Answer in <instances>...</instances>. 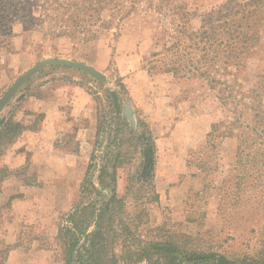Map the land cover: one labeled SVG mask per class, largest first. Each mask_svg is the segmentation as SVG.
<instances>
[{
	"label": "rangeland",
	"instance_id": "obj_1",
	"mask_svg": "<svg viewBox=\"0 0 264 264\" xmlns=\"http://www.w3.org/2000/svg\"><path fill=\"white\" fill-rule=\"evenodd\" d=\"M229 1L134 0V7L129 13L105 10L102 22L97 27V37L88 42L72 40L68 36L58 37L51 19L42 24L30 20L33 26H28L29 29L23 32L25 53L20 59L12 55L17 51L13 40L10 46L0 48L4 52L0 56V97L18 77L45 58L79 61L107 76L105 85L82 70L47 65L17 94L19 99L24 97L25 88L37 79H74L95 96L103 124L100 136L95 137L87 152L88 182L86 175L81 182L59 180L69 190V196L62 198L68 202L64 211L52 214L48 223L25 225L19 229L20 237L25 242H22L23 245L38 239L39 249L48 251L47 264H68L63 244L65 239L63 235H57L59 228L66 224V215L77 204L101 208L111 203V189H103L99 184L103 166H107L111 174L115 172V198L121 199L116 204L122 205L120 216L131 223L130 238L137 243L151 240L180 243L183 251L181 257L184 259L181 263L193 262L191 259H194L197 261L193 262L195 264H225L219 260V254L232 260L264 250V219L259 216L252 222L239 220L232 210L230 197L225 211H219L223 192L233 185L231 170L236 163L238 141L233 137H224V133L220 136L214 132L213 138L209 136L215 123L224 122L218 129L220 132L230 130L231 126L238 134L241 123H237L236 127H232L231 123L239 118L244 123L253 120L248 108H242L241 117L234 112V108L240 102L236 91L256 87L264 75V1L256 15L260 31L256 55L246 59L237 70L231 67V73L222 69L224 58L219 57L217 68L222 73L218 75L219 81L215 87L199 76L181 77L172 72L149 69L154 52H164L163 58L166 60L170 57L165 51L166 47L181 41L187 46L193 45L195 39L190 37L202 30L203 18ZM245 1L249 0H233ZM41 5V0L35 1L33 11L36 16L41 14ZM22 26L24 28L22 22L14 25L15 35L16 30L19 36ZM59 38L66 41H58ZM186 49L192 58H200L194 47ZM108 88L118 93V111ZM227 98L229 102H225ZM19 99H13L0 118L14 114L19 119L22 116ZM126 104L133 111L134 121L125 115ZM34 118L29 115L31 122L28 124ZM147 136H151L155 144L150 167L143 152ZM211 138H215L214 148L210 145ZM93 153L94 160L90 167ZM117 155L122 158V163H118L116 171H113L111 165ZM240 167L243 168V165ZM20 171H11V174L19 177ZM5 179L0 181L1 192L4 187L19 196L16 193L17 181L8 180L5 183ZM1 192L0 250L4 249L1 241L4 240L5 229L2 226L13 217L11 200L8 194L2 196ZM115 225L120 233V224L116 222ZM110 239L119 250L124 236ZM193 250H208L218 255L213 261L203 263L192 255ZM53 254L58 260H54Z\"/></svg>",
	"mask_w": 264,
	"mask_h": 264
},
{
	"label": "trees",
	"instance_id": "obj_2",
	"mask_svg": "<svg viewBox=\"0 0 264 264\" xmlns=\"http://www.w3.org/2000/svg\"><path fill=\"white\" fill-rule=\"evenodd\" d=\"M36 0H0V48L10 46L15 36L13 27L22 22L24 30L29 29L30 20L45 23L48 19L53 20L57 28V36H68L72 40L88 42L97 37L98 26L102 22V13L107 9L117 12H131L134 0H41L42 11L36 16L33 11ZM264 0H249L245 2H233L230 0L218 10L208 13L203 18L202 30L191 36L195 39L193 45H185L183 41L176 42L165 48L169 54L166 60L164 52H154L150 60V70L172 72L176 76L191 77L199 76L207 79L212 87L218 84L220 75L217 59L223 57V70L231 73L230 68L236 70L241 63L256 55L259 43V23L256 15L262 9ZM30 27V28H31ZM194 47L199 52L200 58L189 56L186 48ZM166 53L167 57L168 54ZM198 64V65H197ZM221 69V70H222ZM243 89V88H242ZM236 94L240 97L234 112L241 117L242 108H248L253 120L244 123L236 120L232 127L241 123L242 128L235 134L230 130L220 132L218 129L224 122L213 124V131L209 136L213 138L214 132L224 137L237 139L235 150L236 163L233 167V185L225 189L221 196L219 211H225L228 198H232L233 208L239 220L248 219L250 222L257 217L264 219V75L257 82L256 87L248 90H238ZM234 97V95L232 94ZM230 100L225 99V102ZM233 104V103H232ZM35 118L31 124L15 118L14 114L0 118V157L3 156L9 146L13 144L23 131L35 129L44 115L34 114ZM97 133L103 129L102 120L98 114ZM235 130V128H234ZM237 130V129H236ZM149 132V131H147ZM211 138V140H212ZM222 138V137H221ZM215 138L210 145L215 147ZM144 155L149 162L153 163L155 155V144L151 136L144 141ZM120 155L111 165L116 171L118 163H122ZM94 153L91 156V163ZM243 165V168L240 167ZM12 172L6 167H0V181L8 177ZM86 182L89 180V170L86 173ZM115 172L110 173L107 166L101 168L99 184L103 189L110 188L113 199L110 204H104L101 208L95 205L84 206L77 204L74 209L66 215V224L59 228L57 236L63 235L65 260L68 264L72 262V256L79 243L86 237V244L79 251L76 264H178L181 263L183 254L180 243L173 241H139L130 238L132 235L131 223L123 220L120 216V206L116 203L121 199L115 197ZM95 187V186H94ZM237 210V211H236ZM227 213V212H226ZM116 222L121 226V232L116 229ZM254 232V230H252ZM124 236L119 250L110 237ZM4 249L0 250V264H5L13 245L1 241ZM192 255L198 261L208 263L218 255L208 250H193ZM220 261L225 264H264V250L258 254H246L242 258L229 259L219 254ZM193 262H197L191 259Z\"/></svg>",
	"mask_w": 264,
	"mask_h": 264
},
{
	"label": "crops",
	"instance_id": "obj_3",
	"mask_svg": "<svg viewBox=\"0 0 264 264\" xmlns=\"http://www.w3.org/2000/svg\"><path fill=\"white\" fill-rule=\"evenodd\" d=\"M23 32L26 30L22 26L19 36L15 30L13 38L17 51L12 55L19 59L25 53ZM58 41L64 43L66 39ZM2 53L0 49V56ZM23 93L19 99L22 116L18 120L30 123L28 112L43 114L44 118L35 129L23 131L0 157V167L21 170L19 177L11 174L4 181H17L19 196L4 187L0 190L2 196L8 194L13 216L2 226L5 243L13 245L5 264H47L48 251L39 249L38 239L23 245L19 229L48 223L52 214L64 211L67 201L62 198L69 196V190L59 180L81 182L85 177L87 152L97 133V101L88 88L74 79H37Z\"/></svg>",
	"mask_w": 264,
	"mask_h": 264
},
{
	"label": "water",
	"instance_id": "obj_4",
	"mask_svg": "<svg viewBox=\"0 0 264 264\" xmlns=\"http://www.w3.org/2000/svg\"><path fill=\"white\" fill-rule=\"evenodd\" d=\"M47 65H63V66H69L72 68H76L79 70H82L86 72L87 74L91 75L96 80L102 82L103 84H107V76L102 73L101 71L85 64L79 61H74L66 58H45L41 61H39L36 65H34L32 68L27 70L24 74H22L20 77H18L11 86L6 90V92L0 97V116L4 109L9 105V103L13 99H19L17 97V94L19 93L20 89L25 85L31 78H33L43 67ZM109 93L111 94L114 102V107L118 111L119 110V96L118 93L115 90H111L108 88ZM125 115L127 118H129L131 121H134V115L131 107L129 104L125 105ZM86 242V237H84L83 241L77 246L76 250L73 253L72 256V262L71 264H76V259L78 252L80 248L82 247L83 243ZM180 264H195L193 262L187 261Z\"/></svg>",
	"mask_w": 264,
	"mask_h": 264
}]
</instances>
